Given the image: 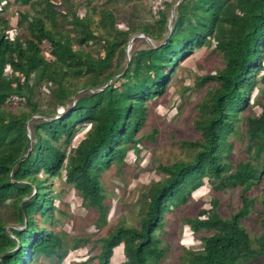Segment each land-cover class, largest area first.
Instances as JSON below:
<instances>
[{
  "label": "trees",
  "instance_id": "16d2710c",
  "mask_svg": "<svg viewBox=\"0 0 264 264\" xmlns=\"http://www.w3.org/2000/svg\"><path fill=\"white\" fill-rule=\"evenodd\" d=\"M97 1L102 0H0V264H60L67 256L64 231L46 226L59 222L56 212L65 215L55 204L58 199L65 205L64 197L50 191L56 179L64 178L87 209L96 211V226L107 224L103 173L139 150L146 102L165 96L180 58L204 46L221 55L222 67L204 78L214 89L194 117L200 138L184 142L193 149L191 157L159 165L164 180L142 194L138 226L120 223L100 239L96 257L78 264L94 259L114 264L117 253L124 258L119 264H160L169 252L163 243L166 214L196 200L204 183L214 194L240 190L241 203L224 217L220 199L209 195L198 214L183 218L198 245L184 249L183 264H264V214L262 234L254 241L243 226L255 202L250 193L264 175V104L258 97L250 102L255 89L264 93V75H258L264 71V0L165 1L158 15L149 9L152 22L125 24L115 14L117 0L91 7ZM93 8L98 16L84 13ZM10 13L16 15V27L3 17ZM139 33L154 44L131 54L122 71L120 56ZM79 78L87 81L73 85ZM35 89L51 108L34 99ZM256 106L262 108L259 115ZM246 108L249 116L240 117ZM37 115L44 118L34 119ZM241 120L246 138L236 128ZM232 134L247 144L243 160L231 158ZM7 204L24 229L8 230L1 212ZM74 241L69 248L85 240Z\"/></svg>",
  "mask_w": 264,
  "mask_h": 264
},
{
  "label": "rangeland",
  "instance_id": "374dc122",
  "mask_svg": "<svg viewBox=\"0 0 264 264\" xmlns=\"http://www.w3.org/2000/svg\"><path fill=\"white\" fill-rule=\"evenodd\" d=\"M106 1H97L91 7L102 6ZM166 1L167 3H179L182 0ZM159 3L160 0H117L114 11L118 19H120L119 24H125L136 19L139 22L150 23L153 21L152 16L158 15L155 11L158 10ZM14 7L21 8L19 6ZM109 7L112 8V6ZM163 8L164 4L159 11ZM149 9L152 10V16L151 12L149 13ZM135 11H138L137 16L133 15ZM29 13L33 12L30 10ZM84 13L92 18L98 16V11H95L94 8L92 10L86 9ZM3 17H8L16 27L17 18L15 14L10 13ZM19 30L22 35L24 32L22 27ZM133 39V48H131V45L130 51L128 53L126 52V55L120 56V69L122 71L129 63L131 54L154 44L153 41L142 33L134 35ZM162 41L158 40V44H161ZM180 59V62L176 66V75L173 82L169 83L166 95L158 97L154 101H148L145 104L149 107V113L143 130L138 134V137H144L139 150L136 152L130 151L125 163L122 165L113 162L111 167L101 177L103 187L107 193L106 207L107 209L109 208V210H105V218H103L105 223H107L106 225L96 226L98 214L94 210L87 209L78 197L75 189L64 183V178L50 182L52 195L59 194L63 196L65 202V205H61L58 199L55 200V204L58 207L61 206L65 215L56 212V217L60 219L59 222L55 226L46 225L48 228H54L55 231H64L66 234L65 239L68 243L67 248L69 251L60 264H78L86 261L90 256L96 257L101 247L100 239L112 232L122 222H125L129 226H138L137 223L140 219L141 208L144 207L142 194L153 184L164 180V177L161 176L159 171V165L186 161L191 157L193 149L186 146L184 142L186 140L194 141L200 138V133L194 127V117L197 116L199 107L204 99L209 97V94H207L208 91L214 89V83L205 81L204 78L217 73L222 67V57L212 47L204 46L193 48ZM258 75L261 77L264 75V71ZM86 81L83 78L74 79L72 84L79 87ZM117 86H119V83ZM261 87L264 89V84ZM38 91L35 89V93H38V95L35 94L34 99L40 101L43 109L51 108L47 106V102H44L43 96ZM84 92L85 90L80 91L79 94ZM257 97L264 104V93L258 94V89L251 92L250 102L252 98L256 99ZM74 102L75 98L71 101V106L74 105ZM238 107L240 108V106ZM261 110V106L254 107L255 113L258 115L261 113ZM249 114L250 108H246L245 111L240 112V117L245 118ZM35 118L44 117L37 115ZM236 128L239 130V133L244 134V136H241L246 138L245 120H241L236 124ZM87 130L88 128L85 127L78 131L75 137L76 144L83 139ZM241 139L237 138L234 134L230 135L228 139L235 144L231 158L236 161L246 158L247 144L241 145L239 143ZM256 163L261 164L260 161ZM211 190V184L204 183L202 188L195 193L196 197L194 199L196 200L190 198V203L186 207L174 209L166 214L164 221L166 222V233L168 237L163 238V243L169 247V252L160 264H183L181 258L183 253H185L184 249H197L198 245H194L195 239H192L190 230L184 227L185 225L182 220L189 213L194 216L198 214L208 204L207 200H205L206 197L213 196L220 199L221 206L219 212L224 217H228L232 212H236L238 209L236 208L237 205L241 203L240 190L232 191L224 189L218 194H214ZM249 197L253 198L255 202L250 215L243 220V226L250 233L254 241L262 234L261 220L264 214V175L260 177ZM227 204H231L232 207L228 208ZM1 212L10 232L11 229H24L23 223L19 219L14 218L12 204H7L2 207ZM36 218L39 221L40 218L38 215H36ZM99 223L101 222L99 221ZM194 238H197V235H194ZM77 239L85 241L79 244L76 249L73 247L69 248L70 245L74 244V240ZM123 260L124 258L122 256L119 257V253H117V256L114 258V264H119ZM261 261L264 262V257ZM39 262H41V259H39ZM44 263L47 264L48 262ZM89 264H97V260H91Z\"/></svg>",
  "mask_w": 264,
  "mask_h": 264
},
{
  "label": "water",
  "instance_id": "95a60500",
  "mask_svg": "<svg viewBox=\"0 0 264 264\" xmlns=\"http://www.w3.org/2000/svg\"><path fill=\"white\" fill-rule=\"evenodd\" d=\"M181 2L182 1H180L177 5H179ZM175 8L173 9L172 19H171V23H170L171 30H172V27L174 25V11H175ZM133 42H134V39L132 40L131 45L133 44ZM131 45H130V47H131ZM130 47L127 49V53L130 51Z\"/></svg>",
  "mask_w": 264,
  "mask_h": 264
},
{
  "label": "built area",
  "instance_id": "2783aa9c",
  "mask_svg": "<svg viewBox=\"0 0 264 264\" xmlns=\"http://www.w3.org/2000/svg\"><path fill=\"white\" fill-rule=\"evenodd\" d=\"M164 1H166V0H160V5H159V8H158V10L157 11H155V13L157 12L158 13V11H159V9H161L162 8V5H163V3H164Z\"/></svg>",
  "mask_w": 264,
  "mask_h": 264
}]
</instances>
